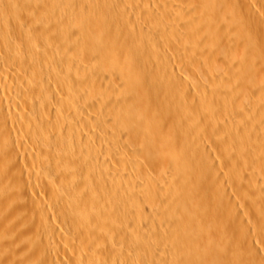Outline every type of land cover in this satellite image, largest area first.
<instances>
[{"label":"bare ground","instance_id":"6f19581e","mask_svg":"<svg viewBox=\"0 0 264 264\" xmlns=\"http://www.w3.org/2000/svg\"><path fill=\"white\" fill-rule=\"evenodd\" d=\"M0 264H264V0H0Z\"/></svg>","mask_w":264,"mask_h":264}]
</instances>
